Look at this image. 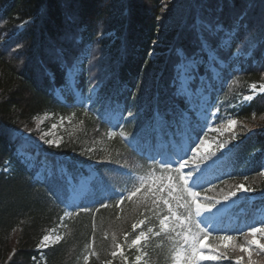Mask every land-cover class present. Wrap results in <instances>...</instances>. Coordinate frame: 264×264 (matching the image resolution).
<instances>
[{
	"label": "trees",
	"instance_id": "1",
	"mask_svg": "<svg viewBox=\"0 0 264 264\" xmlns=\"http://www.w3.org/2000/svg\"><path fill=\"white\" fill-rule=\"evenodd\" d=\"M207 49L224 64L212 61L217 85L203 63ZM188 60L195 63L189 67L192 87L202 79L211 87L208 114L227 112L235 95L264 83V0H0V169L12 164L9 174L0 171L2 264H33L41 238L66 214L63 238L46 250L45 264H105L124 238L130 243L137 236L136 223L143 220L144 230H156L164 217L171 229L152 232L143 244L150 264H195L197 247L185 257L194 235L185 237L183 219L200 232L196 243L206 239L203 255L222 250L219 232L196 225L188 187L179 182L176 189L175 183L156 191L131 190L136 177L148 173L160 175L161 184L163 176L177 179L163 161L169 154L180 161L169 142L182 146L178 124L193 137L202 133L204 123L192 124L196 117L177 92V66ZM75 68V88L91 99L87 107L76 101L68 84ZM61 87L68 90L64 102L55 94ZM111 111L122 116L112 132L105 118ZM182 112L189 113V121L180 120ZM45 114L69 122L58 147H39L28 139L26 150L37 148V159L54 165L49 177L38 180L37 167L27 169L16 151L23 144L19 130ZM158 114L162 121L156 120ZM238 117L242 124L235 135H203L204 141L211 138L226 148L202 155L216 175L200 194L203 214L214 209L216 200H228L240 184L254 192L256 205L264 203V94L242 106ZM189 142L194 145L193 138ZM195 149L200 146L183 158L191 175L198 161ZM57 159L69 170L91 164L98 177L87 201L68 211L67 184L56 170ZM223 220L217 228L225 227ZM222 251L221 262L237 261L234 251Z\"/></svg>",
	"mask_w": 264,
	"mask_h": 264
},
{
	"label": "rangeland",
	"instance_id": "2",
	"mask_svg": "<svg viewBox=\"0 0 264 264\" xmlns=\"http://www.w3.org/2000/svg\"><path fill=\"white\" fill-rule=\"evenodd\" d=\"M200 23V21H198ZM215 29V28H214ZM218 29V26L216 27ZM207 61L203 62L205 65H207L212 72V78L213 82H215V85L218 84L219 78H218V70L212 64V61H216L221 67H224L223 62L218 59L212 51L207 49ZM185 66V67H182ZM195 67V63L193 61H185L183 63H180L177 66L178 70V79H177V92L180 96H183L186 99L187 104L189 105V110L195 115L196 122L192 124H197L199 122H204L205 119H207V123L204 124L202 133L199 137H195V146H200V149H195L194 153L199 158V161L197 165H195V170L197 173L196 178L192 181L197 186H202L206 183L207 180L210 179V171L207 168V165L204 164V156L203 154L209 153L213 149H218L219 151L226 150L225 147H222L220 144L215 142V140L206 139L204 141L203 135L205 132H220V134H228L233 133L236 134V130H238V127L242 124L241 119L238 117V112L242 106H245L248 104L252 99L256 98L259 95L264 94V83L257 84V85H251L248 87L249 93L245 96L242 95H235L234 100H232V103L228 107L227 112H221V113H213L208 118L207 113V103L209 101L210 97V91L211 87L207 81L204 79L201 80L199 85H197L195 88L192 87V78L189 75V67ZM237 69V67H234V70ZM75 72L77 69L74 70ZM71 72V77H69V73L67 75L68 77V84L69 87L72 89V91L75 93L76 101L83 103L85 106H87L90 101L87 97H84L80 94V92L75 88V72ZM204 80V81H203ZM181 87L185 88L187 91L181 93L180 89ZM67 87H61L58 88L55 91V94L58 98H60L63 102L65 101V93L67 92ZM185 117L189 119L188 113H184ZM110 118L115 122L118 119V113L111 114ZM199 121V122H198ZM69 120L68 118L62 117V116H53L51 114H45L42 115L34 120V124L29 129H20L19 133L22 135L23 138V144L22 147H20L17 150L16 157L19 158L20 162L27 166V168L31 169L35 164V152L33 155L28 154L24 151V148H26L27 145H29L28 139L33 140L35 144H37L39 147H58L63 139L64 134L67 129V124ZM261 122H264V119L261 120ZM256 126V125H255ZM257 127L259 125L257 124ZM111 130V129H110ZM183 149H186L188 147V140L186 135L183 136ZM209 146V150L207 152L202 151V146ZM177 148V147H176ZM34 150H37L35 148ZM197 150H200L199 155H197ZM177 151L178 148H177ZM170 159H172L170 157ZM40 161V168L39 172L37 173L36 177L40 180H43L46 175L51 170V165L48 164L45 160L41 159ZM180 170L186 171L187 167L184 164L178 165ZM81 168L80 166L78 167ZM11 166L9 164L6 165L5 171L10 172ZM79 169L75 172L76 180L72 178L71 172L68 171L64 166L60 167V173L63 175L68 182L70 191L69 198L67 201L68 206L71 205H77L81 201L84 200L86 194L88 191L93 189L92 182L97 179L96 173L90 169V167L85 166L83 171H79ZM176 170H173L174 175H177L175 172ZM262 175L264 176V168L262 169ZM158 174H152L148 173L142 176L141 178L136 177V184L131 185V190L140 192L142 190H154L155 188L163 189L164 186H167L166 184H174L177 182V179H170L168 176L161 177L163 181V184L161 182H158L160 177ZM178 176V175H177ZM190 179V178H189ZM154 181V182H152ZM189 180L186 179V182ZM171 182V183H169ZM177 183L175 185L176 189ZM169 187H167L168 189ZM237 188L238 191L236 192L237 198H251L252 192L249 190L247 185L240 184ZM129 193H132L130 191ZM209 193V192H208ZM207 195H210L208 194ZM126 194V193H125ZM124 194H122V198H124ZM220 205L217 206V210L214 211L212 217H210L211 221H214L224 215L227 211L226 207H221ZM194 214L199 215L201 207L196 204L194 207ZM264 207L259 208L256 210V213H260V215L256 216L253 220H247L244 216L245 212H242V215L234 216L233 218L228 217L227 218V225L231 222L232 227L236 228V234H231L232 230H223L224 233L221 234L220 240H221V247H225L226 251H234L233 254H238L237 261L234 262V264H244L248 261V263H254L251 254L254 252V258L255 263H259L261 259H264ZM204 216V214L202 215ZM229 216V215H228ZM204 220V218H203ZM173 221L175 219L173 218ZM183 221L181 220V225H183ZM204 220L203 222H205ZM134 229L141 230L143 229V220H140L137 224H135ZM171 227L170 224H168L167 220H163V224L159 226V229L148 230L149 233H152L151 231H156V233L160 232H167L168 229ZM186 230L189 232H192L195 235V231L193 229H189L185 227ZM231 227L228 226L227 229H230ZM183 233L184 229L182 228ZM63 227L62 224L53 228L51 231L48 232V234H45L41 241L39 247L43 246H52L56 243H58L62 237H63ZM185 234V233H184ZM154 236L156 234H153ZM148 233L146 230L144 232H141L140 235L134 239L131 243L127 244L126 241L123 240L122 244H120L117 247V252L111 254V257H113L111 260H108L105 262V264H150L149 258L146 255V253L143 251L142 243L147 239ZM188 235L185 234V237ZM197 241V236L194 237V242H190V246L194 247L195 243ZM91 250V247H90ZM190 253V248H188L187 256ZM91 253L89 252L86 254L84 258V263H86ZM200 255V252L198 253V256ZM40 260H35V264H42L44 263L42 258H39ZM200 260L198 263L202 264H218L216 262V257L213 258H205L203 256H200ZM0 264L1 261H0Z\"/></svg>",
	"mask_w": 264,
	"mask_h": 264
},
{
	"label": "snow or ice",
	"instance_id": "3",
	"mask_svg": "<svg viewBox=\"0 0 264 264\" xmlns=\"http://www.w3.org/2000/svg\"><path fill=\"white\" fill-rule=\"evenodd\" d=\"M205 44H207V42H205ZM182 67H185V66L182 65ZM69 77H71V70L69 71ZM186 91H187V90H186L185 88L181 87V89H180V92H181V93L186 92ZM156 120H157V121H162V117L158 114L157 117H156ZM180 120H181L182 122H186V121H187V117H185V115H184L183 112L180 114ZM177 128H178V131H180L181 136L186 135V133L184 132L183 127L181 126V124H178V125H177ZM181 130H182V131H181ZM121 135H123V133H121ZM193 147H195V145H191L190 147H188L187 151H188V152H191ZM208 150H209V146H207V145L202 146V151L207 152ZM199 153H200V150H197V155H199ZM186 159H187V158H186ZM193 164L195 165L196 162L193 161ZM211 166H212V162H210V163L207 164V167H208V168H211ZM262 247H264V246H262ZM251 256H252L253 262H254V264H255L254 252L251 254ZM237 264H239V262H237Z\"/></svg>",
	"mask_w": 264,
	"mask_h": 264
}]
</instances>
